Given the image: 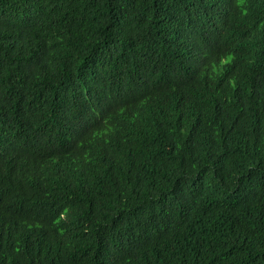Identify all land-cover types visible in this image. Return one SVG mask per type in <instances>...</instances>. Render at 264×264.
Listing matches in <instances>:
<instances>
[{
    "label": "trees",
    "instance_id": "trees-1",
    "mask_svg": "<svg viewBox=\"0 0 264 264\" xmlns=\"http://www.w3.org/2000/svg\"><path fill=\"white\" fill-rule=\"evenodd\" d=\"M227 4L213 62L264 0H0V264H264V57L181 49Z\"/></svg>",
    "mask_w": 264,
    "mask_h": 264
},
{
    "label": "clouds",
    "instance_id": "clouds-1",
    "mask_svg": "<svg viewBox=\"0 0 264 264\" xmlns=\"http://www.w3.org/2000/svg\"><path fill=\"white\" fill-rule=\"evenodd\" d=\"M231 7L230 4H227L226 6H220L219 11H215V13L212 14L208 21L204 22L201 26H196V30L193 34V36L189 37V39L184 43L182 46V50L184 46L187 45V50L190 54L192 53L193 57H195L199 63L193 61L194 65H198L201 63H204L202 65L206 66L207 68H210L212 70H223L227 68H234L237 64V59L243 60V61H249L251 63H254L257 65L261 59L264 57V41L257 35L256 33L250 32V31H240L239 33L242 34V36H248L252 35L256 41V44L254 46H249V48H246L243 45V40L240 41L235 38L233 40V43H231V53L227 56L222 57L221 62H213L211 59V50H214L212 48V41L210 39V35L217 29L219 20L227 14L225 11ZM187 22L185 24L184 30H187L190 27V18L185 19ZM180 25H179V27ZM251 42V39H249ZM262 68H264V64L262 65ZM264 92V88L262 90ZM105 99L104 97H102ZM101 111L104 113L102 118L104 116L106 117L102 121V125L105 127L107 126L108 120L110 119L109 116H113L115 114L113 108H104L103 106H99ZM100 118V119H102ZM99 128V126H98Z\"/></svg>",
    "mask_w": 264,
    "mask_h": 264
},
{
    "label": "bare ground",
    "instance_id": "bare-ground-1",
    "mask_svg": "<svg viewBox=\"0 0 264 264\" xmlns=\"http://www.w3.org/2000/svg\"><path fill=\"white\" fill-rule=\"evenodd\" d=\"M21 33V32H20ZM123 232V231H122ZM140 263V262H139ZM144 264V263H143ZM146 264V263H145Z\"/></svg>",
    "mask_w": 264,
    "mask_h": 264
}]
</instances>
